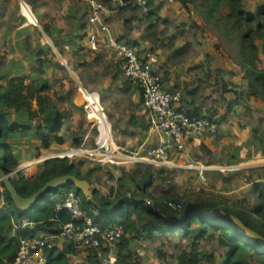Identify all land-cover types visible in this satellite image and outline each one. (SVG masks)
<instances>
[{
  "label": "crops",
  "instance_id": "crops-1",
  "mask_svg": "<svg viewBox=\"0 0 264 264\" xmlns=\"http://www.w3.org/2000/svg\"><path fill=\"white\" fill-rule=\"evenodd\" d=\"M90 1L77 0V3H71L65 10L57 7L55 14H49L46 18L44 16L46 14H39L42 24L47 25L48 30L52 33L51 37L45 34L42 24L39 27L40 29L34 28L42 38L37 41V48L33 47L32 53L19 52L21 55L19 71H24V64H37L35 52L43 47L40 42L45 41L62 61L67 62L66 65H63L62 61L60 63L59 60H55V68L59 72H69L81 82V79H86V84L93 89L91 91L98 93L94 97L99 99L100 94L102 105L103 101L109 103L112 113L108 116L114 128L113 135L116 144L128 153L146 152L158 144V134L149 130L141 89L132 84L117 68L113 52L104 45L101 46L99 51L90 49V36L93 33L100 32V24L90 22L92 15ZM95 1L106 7V11L102 13L101 18L102 22L109 27L113 36L127 42L138 51H151L157 55L158 63L155 70L162 76L164 86L167 89H179L183 93L181 102L176 105L177 108L192 117H211L219 124L217 129L186 142V151L175 157V159H179L181 164L230 167V170L225 172L209 171L206 173L207 181H202L198 172L192 171L191 174L195 176V182L190 184L192 186L184 182L182 185L190 186L192 192L197 193L198 196L208 197L207 200L199 199V202L194 205L200 207V203L215 202L225 206H243L246 199H254L256 197L254 191L257 188L256 186L264 185V147L254 140L253 129L255 126L249 124L246 126L243 123L241 125L234 122L233 118L230 117V115L233 117L238 116L240 109L238 107L227 109L226 105L219 102L217 96L219 93L217 94L215 90L222 95L225 91L219 87V81L217 80L219 75H215V70H217L216 61L211 62V71L208 70V56L202 50L205 47L204 37L206 38L207 35L202 33L201 37L199 31L201 11L192 9L193 5H190L187 9L177 0H150L151 13L149 16H144L138 9L116 11L111 4V0ZM57 14L64 16V20L69 23L67 27H63L58 23L55 19ZM25 16L28 18L27 15ZM38 22L40 23L39 20ZM31 29L32 27L29 28V32L22 30L19 35L20 40H24V37H26L27 40L32 42L34 33ZM53 41H56L58 47L60 46L61 52ZM88 68H90V74L87 71ZM59 79L57 76V80ZM81 85H83V82ZM226 97L230 100L228 96ZM93 115L99 118L97 113ZM92 119L95 120V118ZM19 122L29 124L27 113L19 114ZM65 123V121L64 123L62 121L61 126L55 133H50L43 128L38 132L36 129H32L25 134L19 133V141L24 140L23 143L26 142L32 146V138L39 140L38 137H43V133H48L51 136L49 148H43L41 139L37 146H40V150L46 151V153L59 154L76 147H87L91 129L86 131V128L84 130L80 128L79 131L83 133L81 135L83 137L72 138L67 135V130H70L71 126L65 127ZM29 125H31V122ZM55 137L62 138V142H56ZM75 141L78 142L77 145H75ZM29 158H32L31 152L27 154L20 152V165ZM71 162L79 167L80 174L84 178L81 180H86L91 184L95 202H97L96 199L101 200L102 198L114 201L118 193L129 195L131 190L136 189L137 185H147L148 182H151V185H149L147 191L155 198L162 197L153 191L154 183L150 178L151 175L145 172L148 167L142 166L152 164H141L139 166L140 170L133 171L135 169L133 167L137 165L134 163L131 166L124 167L125 171L122 172L114 165L105 168L102 165L88 162L90 165L103 168L100 181L97 174L93 173L95 168L92 169V166L85 165L83 160L77 162L71 160ZM40 164H37V167L35 166L36 169L33 174L26 175L28 177L33 176L38 171ZM157 168L156 170L160 172L166 169L172 175H179V173L182 174L187 170L182 168V170ZM120 169H123V167ZM106 172H112V179L106 175ZM138 177H141L140 179L144 183H140ZM164 180H168V178L166 177ZM162 183L161 187L165 185L164 181ZM3 189L2 186V189H0V208L5 203L4 197L1 195ZM81 193L83 194V192ZM79 197L83 203L82 197ZM84 197L86 198L85 195ZM127 199L122 200L120 203L122 204ZM43 235L45 238L46 236L50 237L46 239L52 245L58 244L61 249L68 244V241L61 234L56 235L53 232H47Z\"/></svg>",
  "mask_w": 264,
  "mask_h": 264
},
{
  "label": "trees",
  "instance_id": "trees-1",
  "mask_svg": "<svg viewBox=\"0 0 264 264\" xmlns=\"http://www.w3.org/2000/svg\"><path fill=\"white\" fill-rule=\"evenodd\" d=\"M177 1L187 9L196 3V0ZM202 1L211 6L210 11L206 13L207 18H215L216 16H212V13L214 11L219 12L223 5L230 9V13L226 16L227 25L229 31L236 37L238 35L241 46L240 64L246 72L245 78L249 83L250 95L264 103V66L260 69L256 62L259 59V52L264 54V42L261 47L256 43V39L264 40V5L252 13L246 11L243 4L244 0ZM36 16L42 22L38 13ZM42 26L45 34L51 37L52 33L48 30V26L44 24ZM53 42L61 52L56 41ZM43 47L38 52L43 61L56 59V55L49 44ZM25 80V77H17L10 79L7 86L0 85V162L2 169L7 173L20 166L19 156L15 154L14 148L8 143L10 134L17 131L21 133L32 130V126L29 124L10 122L7 111L13 110L19 114H25L27 111H31V101L36 100L39 105V112L45 115V125L41 128L50 133H55L62 124L60 112H54L53 102L44 94L49 88L48 81L40 80L35 84H26ZM198 117L201 116L196 118ZM54 139L58 143L62 142L60 137ZM41 141L43 148L48 149L51 141L50 134L43 133ZM77 144L78 142L75 141V145ZM71 160L68 157L46 160L39 165L38 171L33 176L28 177L19 172L11 178V181L19 196L30 199L44 190L47 184L56 177L71 174L84 179L80 174L79 167ZM35 166L36 164L30 161L23 164L22 168L25 172L32 173ZM149 185L151 182H148L147 185H137L135 190H131L133 202L122 205L120 202L127 199L128 195L127 193H118L114 201L106 198L96 199L97 202L94 205L79 190L71 189V185L67 184L58 188L47 189L44 193L39 194L27 208L21 209L7 185L2 182L4 189L1 195H3L5 203L0 208V264H8L16 258L22 238L43 237V234L47 232H53L56 235L61 234L62 226L72 221V215L67 210L57 212L56 204L65 199L71 191H75L82 197L83 209L102 229L122 228L123 236L118 244L115 264H135L129 259V251L131 250L129 236L156 239L168 234L189 237L191 240V250L183 251L179 257V264H200L205 257L199 250V239L207 233L215 232L220 234L219 243L227 248L222 264H252L251 260H257L264 264L263 184L254 189L257 197L255 207L251 205L249 199L243 202V206L231 205L224 208H219L214 203H200L202 209L194 204L193 207L186 203L181 213L172 211L167 206L168 201L180 199L177 198L176 200L174 196L155 198L147 191ZM42 198H45L43 204L36 211V202ZM114 208L116 210H113ZM206 209H220L235 215L250 230L257 233L262 240L242 232L239 225L232 219L210 214ZM77 224L82 225V222L77 221ZM196 225L198 227H195ZM80 250L72 242H68L61 249L58 244L52 245L47 240L45 247L47 264H72L73 257L78 255ZM93 263L102 264L96 255H92L87 263L82 264Z\"/></svg>",
  "mask_w": 264,
  "mask_h": 264
},
{
  "label": "rangeland",
  "instance_id": "rangeland-1",
  "mask_svg": "<svg viewBox=\"0 0 264 264\" xmlns=\"http://www.w3.org/2000/svg\"><path fill=\"white\" fill-rule=\"evenodd\" d=\"M23 1L25 3H22ZM55 2L58 4H53ZM73 2L77 3V0H0V85L7 86L10 79L17 77H25L26 84H35L37 81L47 80L49 88L46 92H44V94H46L53 102L55 108L54 112H60L63 123L64 121L66 122L64 124L65 127L68 125L71 126V129L67 130V135H70L72 138L83 137L81 136L83 133H80L79 129L81 128L84 130L86 128V131L91 129L90 139L86 147L90 148L94 146L97 131L96 129H92L90 121L87 119L82 108V104L86 99L83 90H80V88L83 87L90 91L93 90L86 84V79H81L83 82V85H81L82 82L78 80L76 76L70 74L69 72H59L57 68H55V60H59L58 62L60 63L62 61L59 55L57 56L55 54L56 59L54 60L50 59L49 61H43V58L38 54V50L35 52L37 64H24V71H19V59L21 56L19 52L22 51L27 54L32 53L33 47L37 48V41L42 38V36H40V34H38L34 29L39 28L42 24V22H40L39 25H37L35 15L37 13H43L46 14L44 15L46 18L49 14H55L57 7H61L62 10H65L71 3L74 4ZM243 4L247 12L253 13L255 9L264 5V0H244ZM191 8L201 11L199 16V24L201 25L199 31L201 33V37L202 33L207 35L206 38L204 37L205 47H203L202 50L203 53L205 52L208 56V70L211 71V62L216 61L217 70H215V75H219L217 79L219 81V87L223 88V91L226 90L223 95L230 98V100H228L226 96L224 97L219 91L215 90L217 94L219 93L217 95L219 97V102L226 105L227 109L238 107L240 109V114L238 113V116L234 117L230 115V117L233 118L234 122L241 125L243 123L246 126L247 124L251 126L253 125V127L255 126L253 129L254 140L264 147V103L250 95L248 89L249 83L245 78L246 72L240 64L241 46L239 45L238 35L236 37L235 34L229 31L227 25L226 16L230 13V9L228 6L223 5L219 9V12L214 11L212 13L215 14L214 16L216 17H209L208 20L206 13L204 12L210 11L211 6L207 3H203L202 0H196V3L193 4ZM25 15H27L28 18ZM55 19L63 27H67L69 25V23L64 20V16L61 14H57ZM30 27H32L31 30L34 33V39L32 37V42L27 40L26 37H24V40H20L19 35L22 30L29 32ZM263 42V39H256V43L259 47H261ZM40 43V45H43L44 47L46 46L45 41H41ZM258 58L259 59L256 61L257 66L261 69L264 66V54H262L261 51L259 52ZM89 69L90 68H88L87 71H89L90 74ZM57 76L60 78L59 80H57ZM103 106L106 113L110 115L112 112L109 103L103 101ZM233 111L236 113L235 110ZM7 112L10 122H19V113L13 110H9ZM33 113L35 114L33 115ZM27 118L29 120V124L31 122L32 129H36L37 132L45 125V115L39 112V105L36 100L31 101V111H27ZM92 118L97 119L96 115L91 117V120H94ZM28 131L31 130H26L21 133L25 134ZM38 139L40 140L41 138L38 137ZM39 140H37V138L35 140L32 138L31 142L33 145L30 146L29 143H23L24 140L19 141V131L10 134L8 143L12 148H14L16 155L19 156L20 152H24L25 154L31 152L32 154V158L24 160L19 166L21 167L22 173L25 172L22 168L23 164L30 162L31 160L43 158L46 154H49L46 153V151L40 150V146L37 147L40 142ZM69 153L73 152L70 151ZM72 160L76 162L83 160L85 165L92 166V169L95 168L93 173L97 174L101 181L103 168L90 165L88 162L96 165H98V163L81 155L75 156ZM31 162L37 164L38 161L36 160ZM131 164H127L126 167L131 166ZM102 166L107 168V166L111 165L106 162ZM114 166L118 167L122 172L125 171L124 167L123 169H120L122 166ZM139 166L140 164L133 167L135 168L133 171L140 170ZM142 166L148 167L146 165ZM154 167L155 166H152V169L146 168L147 170L145 172L151 175L150 178H152L154 183L153 191L158 195L162 197L172 195L176 198V200L177 198L180 199L178 201L182 202L184 205L189 203L192 206L196 202H199V199L207 200L208 197L202 195L198 196L197 193H193L191 190L192 188L190 186L192 185L190 184L195 182V176L191 174L193 170H186L182 174L179 173V175H172L171 172L166 169L160 172L159 170H156L158 169L157 167ZM111 174L112 172H106V175L110 179H112L113 176V174ZM106 175L104 174V176ZM15 177L17 178V176ZM166 177L168 180H164ZM140 178L139 182L144 183V181ZM163 181L165 182V187H161V183ZM183 182L188 183L190 186H183ZM70 188L72 189L74 186L71 185ZM0 189H2V183H0ZM45 198H42L41 200L39 199V202H36V211L42 206ZM256 199L257 197L250 199V203L253 207L257 205ZM214 204H216L219 208L225 207L224 204H218L215 202ZM195 227H198V225ZM219 235L220 234L218 232L207 233L204 237L199 239V250L202 256L205 257L200 264H222L226 256L227 248L219 243ZM129 237L131 239L129 259L135 264H179V257L182 255L183 251L191 250V240L189 237L171 234L159 236L156 239H145L141 236ZM46 238L49 239L50 237L46 236ZM92 255L95 256L93 252L81 249L79 254L73 257L72 264L87 263L88 260L92 258ZM251 262L252 264H262L257 260H251Z\"/></svg>",
  "mask_w": 264,
  "mask_h": 264
},
{
  "label": "built area",
  "instance_id": "built-area-1",
  "mask_svg": "<svg viewBox=\"0 0 264 264\" xmlns=\"http://www.w3.org/2000/svg\"><path fill=\"white\" fill-rule=\"evenodd\" d=\"M90 4L92 10L90 22L100 24V32L90 36V49L99 51L102 45L106 46L113 52L117 68L132 84L141 89L149 130L158 134V144L143 153H128L119 147L114 140L113 126L102 105L100 94L97 99L94 97L98 94L97 92L81 87L80 90H83L86 99L82 108L92 129L97 131L94 146L90 148L82 146L63 153L51 154L40 158L38 164L45 162L44 158L72 159L81 155L101 165L107 162L110 165L126 167L127 164L135 163L152 164L161 168L195 170L202 181H207L206 173L209 171H229L230 167L227 166L181 164L179 159H175L186 151V142L217 129V122L211 118L191 117L177 108L176 105L181 102L183 93L179 89H167L164 86L162 76L155 70L158 63L157 55L151 51H138L127 42L113 36L101 18L106 7L95 0H91ZM111 4L116 11L138 9L144 16H149L151 13L150 0H111ZM66 64L67 62L63 60V65ZM94 113H97L99 118L91 120ZM103 128L110 134L108 142L101 140ZM70 151L73 153H69ZM109 154H113L115 159L111 160L107 156ZM116 157L127 158L128 161H120ZM16 174L11 171L9 178H13ZM2 182L3 180H0V183ZM129 197H132L131 194ZM167 206L178 213L184 210V204L175 200L168 201ZM62 210L71 213L72 221L62 226L61 236L68 242H72L78 249L93 252L102 264H115L118 244L123 236L122 228L102 229L83 209L82 201L74 191L69 192L65 199L56 204V211ZM77 221H81L82 225L77 224ZM46 245L45 237L22 238L16 258L8 264H47Z\"/></svg>",
  "mask_w": 264,
  "mask_h": 264
},
{
  "label": "water",
  "instance_id": "water-1",
  "mask_svg": "<svg viewBox=\"0 0 264 264\" xmlns=\"http://www.w3.org/2000/svg\"><path fill=\"white\" fill-rule=\"evenodd\" d=\"M22 3H25L24 1ZM35 20L38 24V20L35 16ZM50 158H53V157H50ZM49 158H44L43 160H48ZM21 167L13 170L14 173H19L21 170H20ZM11 172L7 173L5 172L2 167H1V162H0V180H3V182L7 185L8 189L10 190V192L12 193L13 195V198L15 200V202L19 205V207L21 209H25L27 208L31 203L32 201L41 193H44L47 189H52V188H58L60 186H63V185H73L75 186V188L81 192H83V194L86 196V198L92 202L93 204H96L94 198H93V192H92V187H91V184L86 181V180H81L80 178H78L77 176L75 175H65V176H60V177H56L54 178L53 180H51L47 186L44 188V190H42L40 193L34 195L32 198L30 199H26V198H23L21 196L18 195L11 179L9 178V174ZM129 202H133V199L132 197H129L127 200H125L124 202H122V205L126 204V203H129ZM151 202V201H149ZM194 207V206H193ZM191 206V209L193 208ZM202 208V207H200ZM203 209V208H202ZM116 210V208L114 209ZM112 211V210H110ZM206 211L210 214H215V215H218V216H223V217H226V218H229V219H232L233 221H235L242 232L246 233V234H249L251 236H254L260 240L261 237L253 232L252 230H250L244 223L241 219H239L238 217H236L235 215H231V214H228L227 212L223 211V210H220V209H206Z\"/></svg>",
  "mask_w": 264,
  "mask_h": 264
},
{
  "label": "bare ground",
  "instance_id": "bare-ground-1",
  "mask_svg": "<svg viewBox=\"0 0 264 264\" xmlns=\"http://www.w3.org/2000/svg\"><path fill=\"white\" fill-rule=\"evenodd\" d=\"M102 131H103V135H102L101 140H102V141H105V142L110 141V134H109L108 130H107V129H102ZM114 146L117 147L116 145H114ZM51 154H53V153H51ZM51 154H46L44 157L50 156ZM107 156H108L111 160H114V159H115L114 156H113V154H109V155H107ZM116 158H119V157H116ZM119 160H120V161H127L128 159H127V158H122V159L119 158ZM37 161H38V163L40 162L39 159H38ZM38 163H37V164H38ZM37 164H36V167H37ZM263 165H264V163H263ZM20 169H21V168H20ZM35 169H36V168H35ZM34 171H35V170H34ZM21 172H22V170H21ZM24 173L29 174V175L33 174V172H32V173L24 172Z\"/></svg>",
  "mask_w": 264,
  "mask_h": 264
}]
</instances>
